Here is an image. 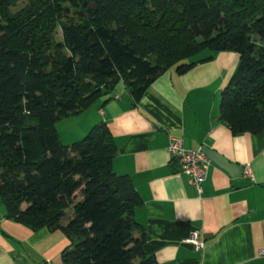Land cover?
Segmentation results:
<instances>
[{
    "label": "trees",
    "instance_id": "16d2710c",
    "mask_svg": "<svg viewBox=\"0 0 264 264\" xmlns=\"http://www.w3.org/2000/svg\"><path fill=\"white\" fill-rule=\"evenodd\" d=\"M10 1L0 0L6 217L33 230L62 231L68 240L63 264H159L146 254L145 230L134 218L141 198L128 176L113 171L117 148L107 125L97 123L64 144L56 123L119 81L138 101L168 68L183 73L219 51H233L238 65L220 92L218 119L233 133L260 132L264 0H38L43 14L17 18L7 14ZM69 9L73 21L55 23ZM12 36H21L29 52L23 61L9 60ZM205 50L210 53L201 56Z\"/></svg>",
    "mask_w": 264,
    "mask_h": 264
},
{
    "label": "crops",
    "instance_id": "0c3cea01",
    "mask_svg": "<svg viewBox=\"0 0 264 264\" xmlns=\"http://www.w3.org/2000/svg\"><path fill=\"white\" fill-rule=\"evenodd\" d=\"M238 58L219 51L183 73L170 67L138 101L119 81L111 93L56 123L59 138L58 123L76 126L78 137L65 144L97 123L107 125L117 148L113 171L128 176L141 198L134 218L144 227L146 254L159 264H264L258 254L264 248V129L233 133L218 119L220 92ZM171 137L208 158L200 193L171 159ZM67 246L60 230H33L8 219L0 201V264H63Z\"/></svg>",
    "mask_w": 264,
    "mask_h": 264
},
{
    "label": "rangeland",
    "instance_id": "374dc122",
    "mask_svg": "<svg viewBox=\"0 0 264 264\" xmlns=\"http://www.w3.org/2000/svg\"><path fill=\"white\" fill-rule=\"evenodd\" d=\"M40 6H42V5L38 2V0H11L9 2L7 14L11 18H15V17L17 18V16L21 17V16H27V15H29V16L35 15L37 17V16H40V13L43 14V12H45V10H43V8L41 9ZM90 6L92 8H94L92 2H90ZM73 17L74 16L72 15V12L69 9L68 12L63 11L61 13H58V15L55 19V23L61 24V23L73 21ZM59 35H60V31L58 30L57 33L55 34L56 38H58ZM2 37L4 38L5 34L2 31H0V40ZM9 41H10V45L15 46L14 47L15 53L13 54V56L11 58H9L10 61H14V59H18V60L20 59L23 61L26 57L29 56V52L22 47L21 36H14V37L12 36L9 39ZM207 52L208 51L205 50V51L201 52L200 55L203 56ZM48 70L51 71V68L48 67ZM71 124H72L71 126H73V128L68 129V127H66V125L68 126V123H58V128H59L60 138H61L60 140H61V142L63 141L62 143H64V144H65V142L72 139L73 135H76L78 137V135L76 134L77 131L74 130V129H76V126L74 125V123H71ZM76 141H78V140H76Z\"/></svg>",
    "mask_w": 264,
    "mask_h": 264
},
{
    "label": "built area",
    "instance_id": "2783aa9c",
    "mask_svg": "<svg viewBox=\"0 0 264 264\" xmlns=\"http://www.w3.org/2000/svg\"><path fill=\"white\" fill-rule=\"evenodd\" d=\"M167 151L171 159L178 163L179 171L189 177L190 183L200 193L209 165V160L204 152L201 149L185 148L182 140L178 137L170 138ZM190 241L195 243L193 239H190ZM258 254L264 256V248L260 249Z\"/></svg>",
    "mask_w": 264,
    "mask_h": 264
},
{
    "label": "water",
    "instance_id": "95a60500",
    "mask_svg": "<svg viewBox=\"0 0 264 264\" xmlns=\"http://www.w3.org/2000/svg\"><path fill=\"white\" fill-rule=\"evenodd\" d=\"M207 156H210V154H209V153H207Z\"/></svg>",
    "mask_w": 264,
    "mask_h": 264
}]
</instances>
